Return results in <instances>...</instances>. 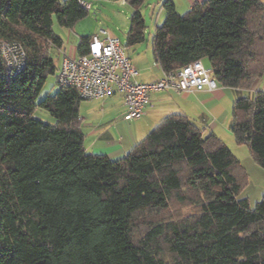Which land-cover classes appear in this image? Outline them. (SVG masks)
<instances>
[{"label": "trees", "instance_id": "1", "mask_svg": "<svg viewBox=\"0 0 264 264\" xmlns=\"http://www.w3.org/2000/svg\"><path fill=\"white\" fill-rule=\"evenodd\" d=\"M126 1L132 46L145 40L144 0ZM82 2L0 0V38L27 53L16 74L0 60V264H264V195L254 208L239 198L240 162L215 132L170 114L112 159L85 151L75 88L57 83L38 100L63 46L54 20L73 28L91 10ZM162 8L153 55L164 71L207 58L219 85L248 91L264 75L262 0ZM90 38H80L79 56ZM230 131L264 169V90L234 102ZM172 202L197 212L148 219Z\"/></svg>", "mask_w": 264, "mask_h": 264}, {"label": "rangeland", "instance_id": "2", "mask_svg": "<svg viewBox=\"0 0 264 264\" xmlns=\"http://www.w3.org/2000/svg\"><path fill=\"white\" fill-rule=\"evenodd\" d=\"M88 1L91 5V10L89 11L88 16L77 22L73 28L67 29L61 27L56 22V19L54 20L53 29L58 35H61L64 44L61 48V51L55 50L53 52L57 71L54 75H50L48 77L45 87L38 98L39 101L42 100L46 95L54 94L57 91V76L61 67L62 54L64 50L69 51L71 47H77L78 39L75 36H91L94 33H99V31L101 30H106L112 37L117 38L122 45L128 48V56L131 58V60H133L135 64H137V66L143 73V76H148L150 74L149 70H151V74L155 75L159 71V67L155 62L153 55V37L156 27L161 24L164 19L165 13L160 12V10L161 5L165 0H144V2L139 6L138 9L143 15L146 24L145 40L132 46H128L127 39L130 28V18L135 8L126 0ZM262 1L264 2V0ZM173 2H175L176 9L180 14H184L189 8L186 0H174ZM154 6L155 11L153 10ZM204 65L208 66L209 64L207 63V61H205ZM263 76H261L259 79H261ZM252 87L250 88V90H253ZM250 90L248 91L245 88H243V90L225 88L226 97L218 101L219 105L215 109V114L212 116V119L214 118L216 120V123L220 126L218 134L219 137L223 140L226 146L230 148L235 158H237V160H239L240 162V166H238L234 170V175L239 179L242 186L239 198L248 199L250 207L254 208L264 195V169L261 168L256 162L249 147L244 144L239 145L230 131L234 102L239 97L248 96L251 93H254ZM107 101L108 103H111L108 99L83 100L81 102V116H83L84 118L88 116L85 121L87 125L93 122H97L96 118L97 116L99 117L100 112L104 110V108H106V110L110 108V106L107 107L105 105ZM35 115L42 117L47 122H53L49 114L40 109L36 111ZM110 116L114 118V127L112 128L114 135H117L118 137L120 136L121 138L125 139L124 143L122 139L120 141L118 140V142L121 144L123 143L124 146H127L128 144L127 149L131 148L129 145L131 143V140L130 136H128L131 133L130 127L123 123H117L119 122V118H117L118 114L112 113L110 114ZM111 120L112 119L105 120L108 121L105 123V125L107 123H109L110 125L112 123H110ZM85 122L83 124L84 127L86 126ZM192 122H194L199 128L205 126L204 124L195 122L194 120H192ZM150 124L153 125L154 123L150 122ZM144 125V121L131 122V130H134L135 132L139 130L143 131L145 130V127H143ZM153 126L155 127V125ZM84 130L86 136H88L90 128L86 126ZM143 138L145 137H140L139 139H137V142H140ZM102 142L108 143L104 140ZM196 212L197 208L194 206L172 202L167 211L153 214L147 217L148 219H150L152 216V219L158 221L161 219L182 218Z\"/></svg>", "mask_w": 264, "mask_h": 264}, {"label": "built area", "instance_id": "3", "mask_svg": "<svg viewBox=\"0 0 264 264\" xmlns=\"http://www.w3.org/2000/svg\"><path fill=\"white\" fill-rule=\"evenodd\" d=\"M90 9V3L82 2ZM0 60L11 74L25 68L27 53L17 41L0 38ZM139 71L127 54V48L106 30L92 35L85 55H64L57 76L61 87L75 88L84 100L106 99L114 93L124 97V120H140L150 105L151 95L161 91L191 94L215 91L218 83L211 68L202 60L181 68L165 71L152 82L138 80Z\"/></svg>", "mask_w": 264, "mask_h": 264}, {"label": "crops", "instance_id": "4", "mask_svg": "<svg viewBox=\"0 0 264 264\" xmlns=\"http://www.w3.org/2000/svg\"><path fill=\"white\" fill-rule=\"evenodd\" d=\"M186 2H187V5H189L188 10H186V12H188L196 4H202L204 2V0H186ZM153 10L155 11V6L153 7ZM160 12H162V13L164 12L162 5H161ZM95 34H98V32L94 33L92 35H95ZM59 36L61 37V35H59ZM75 37H77V39H78L77 41L79 44L80 38L84 37V36H75ZM63 44H64V41H63ZM77 47H78V45H77ZM77 47L76 48L71 47V49L69 51L64 50L63 54H62V58L64 55L78 56ZM131 61L133 62V60H131ZM205 61H207V63L209 64V60L207 58L202 60L203 64L205 63ZM133 64L137 67V69L139 71L138 80L141 82H152V81L158 80V79L163 77V74L165 72L161 68V66L157 63V65L159 67V71L156 73V75L151 74V70H149L150 74L148 76H143V73L141 72V70L139 69L137 64H135L134 62H133ZM205 66H207V65H205ZM207 67H210V64ZM252 89L253 90H250V91H253V92H256L258 90H264V76L261 79H257L255 81ZM225 97H226L225 88L221 85H219L215 91H203V92H196V93H191V94H181V93H176L174 91H161V92L153 93L151 95L150 105L146 111V114L140 120H136L137 122H141V121L145 122V125L143 126V127H145V130H143V131L139 130V131L135 132L134 130H131V122H134V121L124 120V114L126 111V107L124 104L123 95L120 93H114L110 97L106 98V99L110 100L111 103H108V101H107V103L105 105L107 107L110 106V108L107 110H106V108H104V110H102L100 112L99 117L97 116V118H96L97 122H93V123L87 125L85 121L88 118V116H86V118H84L83 116H81V112H80V119L82 121V129L84 132V148H85V151L89 154H105L112 159L122 157L128 151H130L131 148L135 144L138 143L137 139H139L140 137L141 138L146 137L145 136V135H147L146 133H149V131H151L153 129L152 128V127H154L153 125L156 126L164 117H166L170 114H175V113L183 114V115L189 117L191 121L194 120L195 122H200V123L204 124L205 126L202 127V129H204V134H207L209 132H215L218 135L220 126H219V124L216 123V120L214 118L212 119V116L215 114V109L219 105L218 101L224 99ZM94 100H96V99H94ZM81 105L82 104H80V106ZM118 106H119V108H118ZM79 111H80V108H79ZM171 112H173V113H171ZM107 113H108V116H107ZM112 113L118 114V116H117V118H119V122H117L118 124L123 123V124H126L127 126L130 127L131 133L128 136H130L131 143L129 145L131 148L127 149L128 144H127V146L123 145V143L125 141L124 138H121L120 136L118 137L117 135H114L113 129H112L114 127L113 126L114 125V123H113L114 118H112V116H110V114H112ZM107 119H112L110 121V123L112 122L110 125H109V123H107L105 125V123L109 121V120L105 121ZM84 122H85L86 126L90 128V131L88 132V136H86V134H85L84 128H86V126L85 127L83 126ZM150 122L154 123V124L151 125ZM140 127H142V126H140ZM121 139L123 141L122 144L118 142V140L120 141ZM103 140L107 141L108 143L102 142ZM106 145H107V147H106Z\"/></svg>", "mask_w": 264, "mask_h": 264}]
</instances>
